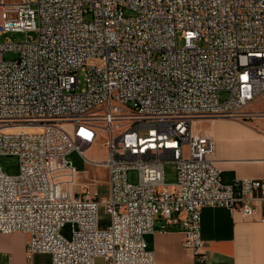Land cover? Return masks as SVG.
Wrapping results in <instances>:
<instances>
[{
  "label": "built area",
  "instance_id": "built-area-1",
  "mask_svg": "<svg viewBox=\"0 0 264 264\" xmlns=\"http://www.w3.org/2000/svg\"><path fill=\"white\" fill-rule=\"evenodd\" d=\"M0 9V34L36 33L0 42V160L19 159L15 175L0 162V233L28 235L29 264L38 253L51 264H153L145 234L162 218L159 231H182L194 264H205L202 208L250 217L264 202V177L221 182L214 137L195 128L211 116L264 117L254 109L264 100V0H0ZM101 134L107 157L89 159ZM73 151L106 168L105 185L81 177ZM169 161L174 183L164 180Z\"/></svg>",
  "mask_w": 264,
  "mask_h": 264
},
{
  "label": "crops",
  "instance_id": "crops-1",
  "mask_svg": "<svg viewBox=\"0 0 264 264\" xmlns=\"http://www.w3.org/2000/svg\"><path fill=\"white\" fill-rule=\"evenodd\" d=\"M263 105L264 100L254 109H264ZM246 120L249 119L242 122ZM209 127L223 184L244 177H264V130L232 119H215ZM87 176L86 172L81 177ZM162 222L158 218L155 231L145 234L147 248L155 255L153 264H194L193 252L183 246V232L177 229L160 232ZM201 228L208 255L205 264H264V202L259 203L250 217L223 207H204ZM27 242L26 233H0V263L29 264ZM31 264H51V257L35 254ZM95 264H103V259L96 258Z\"/></svg>",
  "mask_w": 264,
  "mask_h": 264
},
{
  "label": "rangeland",
  "instance_id": "rangeland-1",
  "mask_svg": "<svg viewBox=\"0 0 264 264\" xmlns=\"http://www.w3.org/2000/svg\"><path fill=\"white\" fill-rule=\"evenodd\" d=\"M16 0H6V2H13ZM2 21V11L0 9V22ZM30 36L36 37V33L33 31H4L0 34V42L11 40V41H23L29 38ZM178 44L181 46L183 44V41L181 38L178 39ZM198 44L200 46H205L204 41H199ZM15 55L12 52H6L5 58L7 60L14 58ZM78 77H79V87L77 88L80 90L84 86V79H85V72L82 70H78ZM226 94L223 93L222 97H225ZM264 106V105H263ZM262 106V107H263ZM215 119H232L229 117H223V116H211L207 118L201 119V121L196 122L195 128L196 130L204 131V132H211L210 124ZM237 122H241L245 125H254L260 129L264 130V118H250L249 120H246L244 122L236 119H232ZM104 136L101 134L95 143L91 145L87 151L86 155L89 159H94L97 161L104 160L107 157V148L104 145ZM68 159L72 161L73 165L83 173L88 174L85 181L88 183H92L94 179H97L100 181L101 185H105L107 180V170L103 165H93L91 163H88L84 161V159L79 155L77 151H73L68 155ZM1 167L3 172L9 175H15L19 172V159L16 155L7 154L2 156L1 160ZM128 179L130 182H137L138 180V172L136 170H129L128 172ZM164 180L166 183H169L171 181L176 180V164L174 162H166L164 165ZM91 191H94L95 187H90ZM105 189V188H104ZM102 216L106 217V214L104 212V209L101 208L100 210ZM62 234L66 238L71 237L72 233V227L70 224H65V226L62 228Z\"/></svg>",
  "mask_w": 264,
  "mask_h": 264
}]
</instances>
